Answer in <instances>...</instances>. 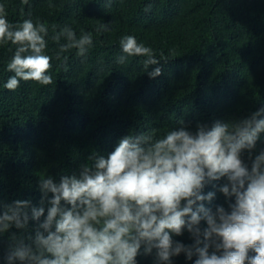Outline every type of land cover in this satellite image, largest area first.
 <instances>
[{
	"label": "trees",
	"instance_id": "trees-1",
	"mask_svg": "<svg viewBox=\"0 0 264 264\" xmlns=\"http://www.w3.org/2000/svg\"><path fill=\"white\" fill-rule=\"evenodd\" d=\"M12 24L31 18L48 27L45 54L51 57L53 84L20 81L7 90V69L16 45L0 44V211L14 200H29L39 207V180L79 171L93 152L107 154L126 134L162 136L184 126L249 116L264 107V0H0ZM106 24L108 30L100 28ZM69 26L79 37L91 33L86 57L70 49L64 64L56 59L59 44L54 31ZM99 29V30H98ZM132 35L153 49L160 59L144 69L143 56L126 55L119 41ZM161 68L149 78L148 71ZM182 122V124H181ZM264 148L261 133L253 156ZM242 158L250 165L248 153ZM212 181L203 193H215L206 207L226 209L230 199ZM215 185V187H214ZM51 195V194H49ZM43 220V217L40 218ZM39 221L29 219L26 229L0 233V264L12 244L11 235L34 236ZM201 221V227H205ZM185 245L192 238L185 230L173 236ZM251 254V253H250ZM136 264H156L155 250L141 248ZM183 253L172 264H193ZM18 264V262H17Z\"/></svg>",
	"mask_w": 264,
	"mask_h": 264
},
{
	"label": "clouds",
	"instance_id": "clouds-1",
	"mask_svg": "<svg viewBox=\"0 0 264 264\" xmlns=\"http://www.w3.org/2000/svg\"><path fill=\"white\" fill-rule=\"evenodd\" d=\"M100 28L108 30L106 24ZM48 31L31 18L10 23L0 4V44L17 46L7 64L14 73L4 84L7 90H16L21 80L53 84L45 54ZM61 38L67 42L59 44ZM51 39L59 44L56 59L65 70L68 58L61 53L76 49L84 58L93 44L91 33L77 37L69 26ZM119 44L126 54L117 58L119 64L130 56L145 57V70L160 62L132 35ZM147 75L155 78L161 68ZM261 133L264 107L240 119L198 123L195 131L180 126L162 136L126 134L107 154H90L78 172L40 178L39 207L18 199L0 211V233L39 221L30 243L12 233L7 264H136L141 248L146 255L155 250L156 264H172L181 253L188 260L195 256L193 264H264V148L254 156L252 151ZM245 151L250 165L242 158ZM222 178L218 190L233 199L227 209L213 210L203 202L215 193L202 190ZM185 230L193 241L188 245L173 239Z\"/></svg>",
	"mask_w": 264,
	"mask_h": 264
}]
</instances>
